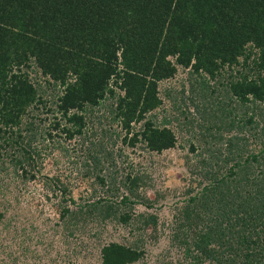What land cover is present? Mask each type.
Returning a JSON list of instances; mask_svg holds the SVG:
<instances>
[{"label":"trees","instance_id":"trees-1","mask_svg":"<svg viewBox=\"0 0 264 264\" xmlns=\"http://www.w3.org/2000/svg\"><path fill=\"white\" fill-rule=\"evenodd\" d=\"M35 64L52 79L49 84L63 87L55 109L48 110L58 119L48 126L50 138L59 130L68 139L84 135L87 107L117 96L111 107L124 131L123 143L163 152L176 146V134L158 125L152 112L162 104L160 82L173 78L180 67L215 78L226 67L242 66L238 77L227 82L228 93L243 107L264 103V0H0V141L6 145L14 138L16 143L24 140L23 132L33 135L37 116L32 113L47 105L30 76ZM245 122L253 124L254 117ZM238 129L241 133L244 127ZM261 131L259 152L238 160L226 174L201 172L200 190L193 195L192 188L186 190L190 196L175 216L173 239L186 246L192 264H264ZM234 139L243 158L246 142L230 137V151ZM251 167L260 173L252 176ZM97 179L105 186V176ZM143 179L142 174H128L126 191L111 187L109 196L89 209L102 219L124 209L118 218L129 223L127 208L137 200L132 197L139 196ZM199 216L206 223L186 239ZM138 218L158 230V214ZM143 254L139 246L111 242L102 249L101 264H131Z\"/></svg>","mask_w":264,"mask_h":264},{"label":"rangeland","instance_id":"rangeland-1","mask_svg":"<svg viewBox=\"0 0 264 264\" xmlns=\"http://www.w3.org/2000/svg\"><path fill=\"white\" fill-rule=\"evenodd\" d=\"M239 70L242 66L226 67L212 78L191 74V67H180L173 78L160 82L162 104L152 115L158 125L175 132L177 143L157 153L145 151L141 143L135 148L123 143L124 131L111 107L117 96L87 107L84 135L68 139L59 130L50 138L48 126L58 119L48 110L55 109L63 87L49 84L52 79L33 65L31 79L44 93L47 105L32 113L37 116L33 135L23 132L24 140L16 143L18 138H14L9 145L0 141V264H101L102 249L111 242L139 246L144 251L141 259L131 264H192L186 246L173 239L175 216L190 196L186 190L192 188L191 195L196 194L203 172L213 169L226 174L232 164L262 148L264 103L257 108L254 104L243 107L227 91V82L237 78ZM250 116L255 122L244 125ZM239 126L244 127L241 133ZM232 136L245 140L243 158L238 154L237 139L229 150ZM27 149L31 158H27ZM227 157L232 159L227 161ZM250 172L257 176L260 169L251 167ZM130 173L144 176L139 196L132 197L137 200L127 208L130 222L118 218L124 209L103 219L99 212H91L89 207L96 200L109 196V188L126 191L124 182ZM99 175L106 177L105 186L97 179ZM150 212L158 214L157 231L138 218ZM193 221L186 239H192L206 217Z\"/></svg>","mask_w":264,"mask_h":264}]
</instances>
